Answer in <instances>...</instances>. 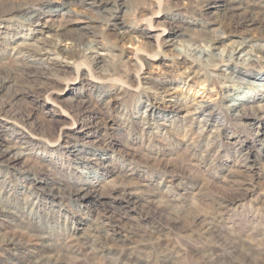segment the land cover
<instances>
[{
	"label": "rangeland",
	"instance_id": "1",
	"mask_svg": "<svg viewBox=\"0 0 264 264\" xmlns=\"http://www.w3.org/2000/svg\"><path fill=\"white\" fill-rule=\"evenodd\" d=\"M53 1L60 7L70 0ZM71 1L68 15L63 7L30 28L18 23L24 34L0 44V73L11 74L26 44L61 41L63 47L88 32L89 24L101 42L95 51L103 63L111 62L103 75L82 59L69 66L50 64L41 53L32 58L43 62L35 71L55 79L46 89L22 85L25 94L0 109V148H14L18 138L30 135L40 146H50L44 152L52 161L40 164L44 149L39 148L7 169L9 184L0 188V200L2 205L8 196L14 200L0 237L20 246L0 245V264L42 259L60 264H264V147L256 143L264 125L250 117L234 120L220 109L214 116L218 126L208 128L201 115L186 108L195 103L220 107L226 93L233 97L223 105L264 94L263 73L254 68L253 76L261 80L251 79V85L223 82L211 76L217 74L212 69L195 76L188 57L176 52L201 31L225 32L216 53L229 50L240 36L264 47V16L231 28L223 7L197 0H127L118 21L141 32L130 31L135 40L119 43L116 31L100 21L99 0ZM47 20L54 22L44 26ZM60 25V31L53 30ZM157 82L159 89H146ZM150 102L160 103L157 112L177 120L161 119L159 124L169 127L148 128L139 116ZM87 130L93 133L89 144L111 164L88 170L90 181L101 185V200L82 204L69 200L67 190L62 193L83 179L57 149L72 141L74 132ZM31 179L45 180L55 196L26 201Z\"/></svg>",
	"mask_w": 264,
	"mask_h": 264
},
{
	"label": "bare ground",
	"instance_id": "2",
	"mask_svg": "<svg viewBox=\"0 0 264 264\" xmlns=\"http://www.w3.org/2000/svg\"><path fill=\"white\" fill-rule=\"evenodd\" d=\"M126 1L127 0H99V11L102 13L100 21H107V26H110V28L116 31V40L119 43L135 40L131 36L130 31L138 30L139 32H141V29L139 28H129L126 24H124L123 21H118L117 13L121 10V8L125 7ZM212 1L216 0H197V2H200V4H204V6L206 7H211L213 5H215L217 8L223 7L225 12L222 14V17H226L228 20H230L229 26L231 28L250 25L252 22H254L255 19L257 20V17L264 16V0H217L218 4ZM71 2V0L67 1L66 3H63L60 7H58V5H53V0H0V44L1 42H3L5 45L9 44L14 41V37H20L22 36V34H24V29L22 27H17L18 23L24 24L25 26H28L30 28L34 25V23H36V21H39L41 17L47 15L49 19V15L55 14L58 9L61 10L63 7L65 10L63 15H68L71 12L68 8L71 5ZM226 12H230L231 15H227ZM213 14L216 18H218L220 15L217 12H213ZM60 19V24H64L66 22L65 18H63L62 16L60 17ZM47 22H50V24H52L54 21L47 20L46 23H44V26L47 24ZM61 26L62 25L55 27V29L53 30H55L56 32L60 31V29H62ZM86 29L88 30V32L80 34L75 40L71 41L69 45L63 47L62 44L64 42L61 41H41V45L39 46H31L29 44H26L28 46L16 55L15 59L17 64L15 71L11 74L0 73V99L2 97V99L0 100V109L10 107V104L14 102L16 97L25 94V92L21 89L22 85L32 84V86L46 89L47 86H49L55 79L54 77H50L44 73L35 71L36 68L34 66H36V64H42L43 62L32 58L40 55L41 53H46V55H48L44 61L50 64L60 63L64 66H69L70 64H74L77 59H82L88 67L92 68L95 71H98V73L107 75L110 72L109 67L111 62L107 61L106 63H103L100 55L95 51L98 47H101V42L96 39L98 36L97 34H94L93 31H91L92 27L89 26V24L88 26H86ZM10 30L14 31V36H10ZM28 31L31 32L30 30ZM87 37L91 39H88ZM224 37L225 32L221 30L220 32L214 33L201 31L199 32V34L191 37L189 39V43L184 46L183 49H176V52L178 55L188 57L184 59L191 62L192 69H194L192 73H194L195 76H202V71L204 69H212L214 71H217V74H211V76L217 77L218 79H221L226 83L251 85V79L261 80V77L256 78L255 76H253L254 73L252 74V71L255 69H259L262 71L264 76V47L259 45L256 40L240 36V39H238V41H234L229 50H223L216 53L215 50H217L218 45L222 42ZM157 52H160V47ZM89 74V71H87L88 76ZM56 81L58 80L56 79ZM157 83L158 84H149L150 87L146 89H148L149 91L151 89H159V86L161 84L160 82ZM139 87L140 83L138 82V88ZM262 87H264V85ZM229 89H232V87L230 86ZM106 95L107 93H104L99 96L101 97ZM228 97L233 96H231L229 93L222 95L220 107L216 105L211 106L209 104L195 103L193 106L188 105L186 108H190L191 106L195 115H201L204 125L208 128L211 126H218L214 123L217 120L214 119V116L216 114V111L220 109H222L229 118H232L234 120L240 119L241 117H250L253 123L257 122L258 125H264V94L260 93L254 95L253 97H247L232 105H223V100H227ZM156 104L160 103L150 102L145 107L143 114L139 116V120L150 129L160 128V126L162 128L169 127L168 125H164L165 123L159 124L158 120L163 119L165 122L170 120L169 122L172 123V121L177 120L175 115H162L165 114V112L160 114L159 112H157L158 108ZM262 131L264 130L262 129ZM89 135H93V133H91L89 130H87V132L85 133L76 131L73 133L72 141L64 146H61V149H57L62 150V155H64L67 160L75 164L74 166H71L72 169H74V172L77 173V176H79V178L83 179L77 186H74L72 189H66V187H63L62 193L67 190L69 193L66 197L69 200L82 204H84V202H94L95 200H101V193H99L101 185L98 183V181H90L89 178L92 174V171L88 172V170H91L92 167H97L99 170H105L106 167L111 164L109 158L104 157V152H101L102 154H97L96 151H94V146L89 144V142L87 141V137ZM259 135L261 137L256 140V143L264 147V132ZM27 137L28 138H18L20 139L19 144H21V146H19L18 144L14 145V148H0L1 189H6L7 184H9L5 179V175L12 162L16 159L18 160L33 156V154H35V149H44L42 155L40 156V164L41 162L47 164L52 163V161L49 160L47 152H44L45 147L50 146L47 144L45 147L40 146L39 143L34 141L35 138L30 135H28ZM99 142L100 141L98 140L97 143ZM13 149H15L16 151L14 152ZM9 153H12V159L6 158ZM253 161L248 159L247 163ZM252 166L253 165H249L246 169L251 170L253 168ZM27 183L29 185L28 190L32 191V193L26 201L35 200V202H38L44 199L46 195L55 196V191L47 187L48 184L45 180L31 179L28 180ZM23 189L24 187L19 188V190L17 188L16 193H18V195L21 194ZM2 198L4 197H1L0 195V199ZM5 199L8 200L7 205H2V201L0 200V232L3 230L1 227L2 223H6V219L11 217V210L13 209L11 206V201H13L14 199L10 198L9 196ZM26 207H28V205H25L24 209ZM0 245L15 249L20 246V243L15 241L14 239H1L0 237ZM32 264H60V262H58L57 260L52 261L50 259H42Z\"/></svg>",
	"mask_w": 264,
	"mask_h": 264
}]
</instances>
